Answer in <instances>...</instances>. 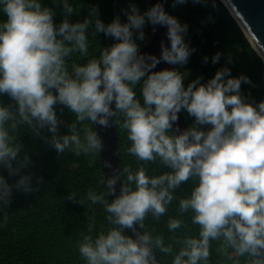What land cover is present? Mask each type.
Here are the masks:
<instances>
[{"label":"clouds","instance_id":"9594fccd","mask_svg":"<svg viewBox=\"0 0 264 264\" xmlns=\"http://www.w3.org/2000/svg\"><path fill=\"white\" fill-rule=\"evenodd\" d=\"M53 2L62 7L59 24L56 10L42 0H0V98L11 101L0 99V170L18 177L10 183L0 171V227L7 226L14 193L30 195L44 182L42 176L34 182L35 174L26 171L33 161L22 130L58 156L99 155L104 145L88 122L102 129L119 124L131 142L127 152L141 162L138 169H121L105 159L111 174L100 179L104 192L72 190L65 197L82 206L102 204L107 213L106 228L97 231L92 217L80 233L77 248L85 264H161L157 253L173 256L171 264H209L214 241L225 260L264 264V100L242 91L251 79L232 76L229 55L214 76L206 81L197 76L185 85L190 75L185 65L195 49L185 40L188 25L165 10L166 0L143 12L130 0L121 10L126 20L117 14L109 23L98 6L72 22L76 10L69 0ZM184 3L173 0L172 7ZM149 24L152 32L157 26L167 29L168 42L161 41L158 56L141 50ZM101 33L113 43L102 47L99 57L83 64L72 59L88 57L89 36ZM221 55L215 53L211 63ZM208 62L205 56L203 63ZM161 63L171 67L155 70ZM65 109L74 114L70 123L61 118ZM181 113L192 118L183 129ZM149 164L166 170L149 175ZM190 180L191 192L178 200L180 218L167 221L173 235L166 244L145 221L149 214L155 220L166 215L177 190ZM188 213L198 234L175 235L181 228L192 232L183 219Z\"/></svg>","mask_w":264,"mask_h":264},{"label":"trees","instance_id":"16d2710c","mask_svg":"<svg viewBox=\"0 0 264 264\" xmlns=\"http://www.w3.org/2000/svg\"><path fill=\"white\" fill-rule=\"evenodd\" d=\"M56 2L59 4L60 0H56ZM129 2L130 0H69L76 10L70 20L72 22L82 21L91 7L98 6L100 17L105 23L111 22L117 14H120L123 22L126 17L121 10L127 8ZM135 2L141 12L151 7L148 0H135ZM42 3L56 10L55 22L59 24L64 18L62 7H57L53 0H42ZM184 4L183 13L175 16L181 23L188 25L185 40L191 48L195 49L188 64L185 65V69L190 71L185 85L197 76H203L205 81L208 80L219 68L225 66V58L230 55L232 63L228 67L231 69L232 76L244 74L252 81L251 84L242 85L245 95L250 93L251 99L256 102L264 100V61L227 6L222 0H199V2L186 0ZM3 18V13L0 12V20ZM145 32L147 41L150 36L147 28ZM146 41L141 42V47ZM112 43L113 40L102 33L90 35L89 56L80 57L76 54L72 59L83 64L88 58L99 57L102 47ZM217 52L222 55L220 61L214 65L211 63V58ZM205 56L209 58L207 64L203 63ZM137 93L139 95V88H137ZM0 99L4 103L11 102L7 96ZM57 112L59 115V107ZM184 115L190 125L192 118L188 117L186 113ZM61 118L65 123H70L74 119V114L65 109ZM88 126L96 131L95 125L88 122ZM117 127V154L120 157V165L122 168L131 167L135 171L141 162L127 152L131 142L128 141L127 133L121 125L118 124ZM60 132L66 134L67 128L62 125ZM98 136L100 137L99 134ZM20 138L33 161L32 166L26 171L35 174L34 182L35 177L38 176H42L44 182L38 192L30 195L21 192L14 193L11 207L7 209L9 212L7 226L0 227V264H85L77 248L80 233L86 231L89 218L92 217L95 218L97 231L101 226L106 228L108 226L107 213L102 204L87 203L86 206H82L73 204L65 197L72 190L81 194H85L90 188L98 193L105 191L104 185L100 183V179L104 175L101 155L81 154L77 156L72 151H66L63 155L58 156L54 149L40 138L35 137L30 130H22ZM147 167L149 175H157L166 170L157 164H149ZM0 171L9 179L10 183L18 178H9L6 170ZM193 186L194 182L190 180L186 185H182L181 190H177V200H174L169 206L166 215L155 220L149 214L145 221L146 229L153 235H163L166 244L170 242L169 238L173 235L167 228V221L173 217L180 218L178 200L189 194ZM106 199L111 200L110 196H106ZM0 215H2V211H0ZM183 219L188 223L192 232L186 233L181 228L175 235H197L198 226L191 224V213L186 214ZM174 247L178 250L179 246ZM217 247L218 243L214 241L209 264H246L244 258H240L238 261L223 259L218 254ZM158 255L161 258L159 253ZM161 259L164 264H171L173 256L162 255Z\"/></svg>","mask_w":264,"mask_h":264},{"label":"water","instance_id":"95a60500","mask_svg":"<svg viewBox=\"0 0 264 264\" xmlns=\"http://www.w3.org/2000/svg\"><path fill=\"white\" fill-rule=\"evenodd\" d=\"M148 1L152 6L158 2V0ZM222 2L227 6L254 49L264 61V0H222ZM165 10L172 15L168 0L165 2ZM166 31L167 29L165 27L157 26L156 31L152 32L150 38L141 50L158 56L160 54L161 41L164 40L166 43L168 42L166 39ZM166 67L171 66L161 63L157 65L155 70H160ZM179 126L181 129L189 126L184 113L180 114ZM95 129L100 135L101 141L104 145V148L100 153L102 172L103 174L106 172V174L110 175L111 170L104 168L103 161L105 159H111L114 166L122 169L120 165V157L117 154L118 127L117 125H113L109 129H102L95 125ZM110 198L113 199L114 197L110 196ZM157 258L161 261V264H164L158 253Z\"/></svg>","mask_w":264,"mask_h":264},{"label":"rangeland","instance_id":"374dc122","mask_svg":"<svg viewBox=\"0 0 264 264\" xmlns=\"http://www.w3.org/2000/svg\"><path fill=\"white\" fill-rule=\"evenodd\" d=\"M169 1V4H170V7H171V10H172V13L174 14V16L178 15V14H181L183 13L184 9H185V4H180V5H177L175 8L172 7V3H173V0H168ZM147 31H148V34H151L152 32V27L151 25L147 26ZM183 71V69H181Z\"/></svg>","mask_w":264,"mask_h":264}]
</instances>
